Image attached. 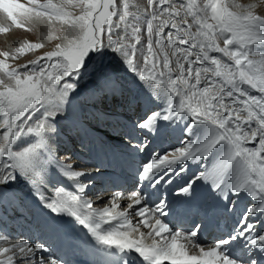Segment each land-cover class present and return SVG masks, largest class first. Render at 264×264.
<instances>
[{
    "label": "snow or ice",
    "instance_id": "6c2138e0",
    "mask_svg": "<svg viewBox=\"0 0 264 264\" xmlns=\"http://www.w3.org/2000/svg\"><path fill=\"white\" fill-rule=\"evenodd\" d=\"M238 7L0 0L15 28L41 23L46 39L59 41L11 68L8 60L45 45L0 52V240H9V220H24L53 241L0 247V264H68L55 241L70 240L76 228L85 231L91 264H264V10ZM115 94L139 110L117 129L119 146H110L117 165L134 169L128 210H118L124 193L92 190L93 172L77 170L89 160L71 164L60 155L61 122L86 135L120 120L96 104ZM176 132V143L162 147ZM223 214L235 217L226 229L217 222ZM170 217H191L192 226L173 227ZM213 226L211 246H202L199 236ZM181 240L199 251L190 254Z\"/></svg>",
    "mask_w": 264,
    "mask_h": 264
},
{
    "label": "bare ground",
    "instance_id": "6f19581e",
    "mask_svg": "<svg viewBox=\"0 0 264 264\" xmlns=\"http://www.w3.org/2000/svg\"><path fill=\"white\" fill-rule=\"evenodd\" d=\"M255 1V0H254ZM54 2H58V0H54ZM240 3V2H239ZM243 4V3H242ZM245 5V4H243ZM264 5V4H263ZM261 6V5H260ZM260 8V7H259ZM262 9V8H261ZM258 11V10H257ZM0 26L3 27H9L10 31H9V35L11 36L10 39L7 41L9 44L12 45H17V39L13 38V31L15 29H12V25L11 22L8 21L5 17L3 13H0ZM30 26L32 28H36L38 30V42L43 43L44 45L48 44L51 40L46 39L47 35H48V29L45 25L41 24V23H35V24H30ZM58 28H60V25H57ZM27 34V33H26ZM27 36V35H26ZM29 38V36H28ZM59 41L57 40L56 43H58ZM23 43V42H22ZM53 43V42H52ZM55 43V44H56ZM54 44V43H53ZM54 44V45H55ZM50 47V46H49ZM54 47V46H53ZM53 47L50 49L52 50ZM12 49V48H11ZM49 49V48H48ZM48 51V50H47ZM0 79H6V77H4L3 73L0 72ZM116 97V96H115ZM121 97V96H120ZM118 98V97H117ZM127 98V96H126ZM102 100V99H101ZM119 100V99H118ZM126 100V99H125ZM128 100V98H127ZM99 101V100H98ZM111 101V99H110ZM123 101V100H122ZM55 102V100H53V103ZM104 102V101H103ZM98 103V102H97ZM96 103V104H97ZM102 103V102H99ZM110 103V102H109ZM127 104V103H126ZM121 105V104H120ZM100 106V104H98V107ZM106 106V105H105ZM117 106V104H116ZM124 107V106H123ZM123 107L121 108V110L123 109ZM100 109L101 106L99 107ZM125 110V109H124ZM136 111H138L137 109H133L132 111L129 112L128 117L124 118V117H120V120H116V119H112V120H106L104 121V124H99L100 128H104L105 124L106 126H108V129H105L104 131L101 132V138L102 139H106L108 138L107 135H110V142L112 145H117L119 146V141L116 139V135H117V129L121 128L122 123H126L128 121L129 118H133V114L137 113ZM123 114V113H122ZM124 115V114H123ZM61 124L63 125H69L67 121H62ZM66 128V127H65ZM66 132V131H65ZM72 136L74 132H69ZM107 134V135H106ZM106 135V136H105ZM66 136V135H65ZM81 137V136H80ZM75 139V138H74ZM68 140V139H66ZM80 141V140H79ZM64 142V141H63ZM76 143V142H75ZM61 142H60V147H61ZM78 146H82L83 150L78 148L77 146L74 147V149H72V153L76 152V149L78 148L79 151L81 152V154H75V155H71L72 159L70 160L69 163L71 164H76V163H81L83 160L87 159L90 161V164L88 165H82V167H85V169H78L79 171H91L93 172V176L91 177L92 181H93V188L92 190L95 191H100V188H105V190L102 192L103 195L105 196H110L113 192L115 191H120L122 193H124L125 195L122 196L119 199V203L121 204V208L118 210H128V205L131 204V201L128 200L126 198L129 190H131L134 186V176H133V171L134 169L131 167L130 164H125L123 165V174L120 172V169H115V172L112 171V173H108L105 170H97V169H93V167H99V168H109L110 165L115 166V158H111V160H109L107 158L108 153H110L112 156V149H110V152L105 153L106 158L104 159H100L99 157H94L93 159H89L86 156L89 155V153L92 154L91 149L92 146L90 144H82L79 143ZM93 148H95V145H93ZM63 154H66V156L64 157V159L67 156H70V153L67 154L66 153H61L60 155L62 156ZM77 157H79V160L77 159ZM94 165V166H93ZM192 171H195V167H192ZM191 174V173H189ZM119 176V177H118ZM89 178L85 177L84 180L87 181ZM100 182V183H99ZM101 184V185H100ZM129 184L130 188L126 189V186ZM70 187V185H69ZM126 190V191H125ZM91 199L95 200L96 197H90ZM245 203V202H244ZM97 207H103L104 205H95ZM243 207V206H242ZM223 215L219 216L217 221L222 218ZM235 218V217H234ZM130 219L132 220L133 224H136L139 220V217H136L134 214H130ZM170 219V218H169ZM187 220V218H184L183 221ZM10 222V220H9ZM21 222L25 225L26 221L21 220ZM13 223V222H12ZM231 219L227 221V226L230 227L231 226ZM10 224V223H9ZM21 224V225H23ZM19 225V223L17 224ZM220 226V225H219ZM106 227V225H105ZM173 227H176V225L173 224ZM222 226H220L221 228ZM30 232L31 234L34 233V231H37V229L30 224ZM213 228H216L215 226L205 230H211ZM22 229V228H21ZM19 230L18 233L22 232V230ZM140 231L144 232L145 234H147L150 229L144 227V226H140ZM17 233V234H18ZM135 235H138L135 234ZM201 234L199 236V240L202 242V246H211V242L212 241H208V240H204L202 238ZM25 239V238H23ZM23 239L21 242H23ZM49 239V238H48ZM151 237H147L145 238V242L146 243H151ZM159 239V238H156ZM28 240V239H26ZM31 240V239H30ZM25 241V240H24ZM33 242V241H32ZM60 242H62L63 244H65L66 247V252L68 253L69 256H71L73 264H91V261H93V259H95L91 253V246L89 245V243L87 242V237L85 235V231L81 230L80 228H76L75 231L71 232V239L70 240H60ZM181 243H184L187 247V250H189V253L192 254L193 252H198L199 248H193L192 244H189L187 240H181ZM2 245V242H0ZM4 243V241H3ZM11 244V243H10ZM59 244V243H58ZM6 246V245H5ZM70 246V247H68ZM8 247V246H7ZM57 247V246H56ZM165 264H168V262H165Z\"/></svg>",
    "mask_w": 264,
    "mask_h": 264
},
{
    "label": "rangeland",
    "instance_id": "374dc122",
    "mask_svg": "<svg viewBox=\"0 0 264 264\" xmlns=\"http://www.w3.org/2000/svg\"><path fill=\"white\" fill-rule=\"evenodd\" d=\"M18 2L25 4V6H29V0H18ZM235 3L239 5L238 8H234V10H237V11L247 10L248 6L250 4L252 5L251 10L254 11V12H260V11L264 10V5L262 4L261 6H257L256 2L254 0H235ZM242 3L245 4V5H243ZM12 29H15L13 31L12 37L17 39V45H12V44H9L7 42L10 39V37H11L8 33H0V52L9 51V52L14 54L16 48L19 47L22 44V42H26V41L27 42H38V30L36 28H32L30 26V24L27 25V30L26 29H17L13 25H12ZM57 29L59 30L60 28L57 27ZM28 36H29V38H28ZM52 42L55 44L57 42V40L52 39L48 44H46L44 46V48H42L40 50H35L33 52H27L25 55L20 56L18 59H15V60H11L10 59V60H8L7 62L9 63L10 68L11 67H16L18 65H22V64H24L25 62H27L29 60L36 59L38 56L42 55L44 52H47V50L49 51L54 46V44ZM0 59H3V57H0ZM120 96L121 95H119V94H115V95L112 96V98H109L108 96L104 97L100 101L102 103H98V104H100L102 110H104L106 112H110V113L116 114L119 117L126 118V117H128V114H129V112L131 110L128 107V100L126 98V95L125 96H121V97ZM110 99H111V101H110ZM98 104H97V107H98ZM116 104H117V106H116ZM122 107H123V109L121 110ZM136 112L137 113L133 114V118H135V116L138 114L139 110L136 111ZM99 124H104V122L98 123L93 128H90L86 135L84 133L74 132L73 133L74 136H72L69 133V132H71V131L68 130L70 125H63L62 124L64 126V130L66 131L67 135L64 136L61 139V141H60L61 145H62L60 147V152L61 153H63V152L66 153L67 152V154L70 153V156L71 155H75V154L79 155V154H81V152L79 151L78 148L83 150V147L82 146H78V144L79 143L90 144L92 146V149H91L92 154L89 153V155H87L86 157L90 159V158H94L95 156H98V157H101V158L104 159L105 158L104 152L105 151H109V145L107 144L106 141H108L111 136L106 134L109 138L106 139L105 141L101 140L99 138V136H97V135L101 134V132L104 131L105 129H108V126H106V124H105L104 128H100ZM91 130H94L95 134H91L90 133ZM178 135H179V132H176L173 136L169 137L168 140H166L162 144V147L167 148L170 145L175 144L176 140H175L174 137L178 136ZM66 139H68V140H66ZM93 145H95V148H93ZM75 146H77L78 148L76 149V152L72 153V149H74ZM65 156H66V154H63L61 156V159L63 160ZM110 158H111V155H110ZM68 162H70V161H68ZM113 165H110L109 168L112 167ZM80 168L81 169H85V167H82V166ZM80 168H78V169H80ZM93 169H97V168L93 167ZM97 170H99V169H97ZM107 171H111V170H107ZM18 187H23V186L19 185ZM100 190L103 192L102 188H100ZM20 221L21 220H10V222L9 221L7 222V226L5 228V232L8 233L9 240L7 242L4 241V243H3V240H0V242H2V245L0 243V247H7V246L10 247L12 243L23 244L25 241H29V242L33 241V242H35L37 240H44L46 238H49V237L43 235L40 231H35L33 234H30V230H31L30 224L28 222H26L25 226L21 225V224H19L20 226H17V222H20ZM20 227L22 229H26V233H21V232L18 233V231L20 230ZM23 238H25V239H23ZM22 239H23V242H21ZM26 239H28V240H26ZM57 244H58V242H55V247H56ZM58 255H60V254H58ZM0 258H2V257H0Z\"/></svg>",
    "mask_w": 264,
    "mask_h": 264
}]
</instances>
